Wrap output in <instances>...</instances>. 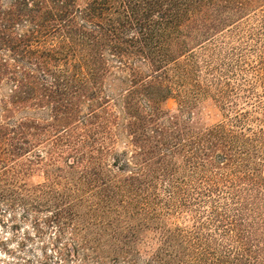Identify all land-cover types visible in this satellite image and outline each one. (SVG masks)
Here are the masks:
<instances>
[{
	"label": "trees",
	"instance_id": "trees-1",
	"mask_svg": "<svg viewBox=\"0 0 264 264\" xmlns=\"http://www.w3.org/2000/svg\"><path fill=\"white\" fill-rule=\"evenodd\" d=\"M263 7L0 0L2 264H264V50L236 66L205 53ZM205 84L225 121L162 108L176 95L189 110ZM181 211L194 225L168 227Z\"/></svg>",
	"mask_w": 264,
	"mask_h": 264
},
{
	"label": "rangeland",
	"instance_id": "rangeland-1",
	"mask_svg": "<svg viewBox=\"0 0 264 264\" xmlns=\"http://www.w3.org/2000/svg\"><path fill=\"white\" fill-rule=\"evenodd\" d=\"M84 5V3L82 2ZM228 30L222 29L221 32L215 34L214 42L212 40V44H206L205 53L206 55H213V58H219V54L221 58L225 59V61L229 65H237V61L240 55H243L241 59L247 60L252 64H256L258 62V55L254 52L256 49L264 50V7L262 10L257 11L254 14L249 16H245V18L236 23V20L229 23ZM259 34V35H258ZM212 45V46H211ZM238 54V55H237ZM204 59L202 58V54L200 55L199 61L202 62ZM242 60V61H243ZM202 65V63H201ZM245 63L242 62V66ZM203 66V65H202ZM238 68V66L236 67ZM204 70V67L202 68ZM229 69V67H228ZM228 77L232 78V81H235L234 77L227 72ZM202 77H205V70L202 73ZM205 80V78H204ZM204 88L208 90L206 94L200 95L196 100L190 96V100L192 101L189 110L181 112V98L176 95L169 98L166 102L162 104V108L169 112L172 115H179L181 113H185V115H189L192 117V120L198 126H213L218 123L225 121V110L222 109L221 103L217 102L214 99L213 93H215V87L211 88L207 84L204 85ZM183 111V110H182ZM124 143V141H123ZM123 143H119L117 148L119 150H123ZM25 167V176L24 179L30 185L43 184L45 182V169L42 165L37 164H24ZM263 176H264V168H263ZM167 220L168 227L180 226V227H191L194 225V213L192 211L189 212H179L177 215L170 216ZM5 236V234H2ZM151 238H153V234H149L148 238H146L147 246L142 244L137 247L141 249V252L144 254L146 251H152L153 248L157 249L159 246L156 244L153 247V243L151 244ZM2 261L12 262V258L8 256H2ZM1 260V259H0ZM145 260V259H144ZM147 260V258H146ZM0 261V264H2ZM58 262V261H57ZM143 262V261H142ZM68 264H97L92 261H81L74 260L68 262ZM105 264H112L111 262H106ZM118 264H124L120 262ZM142 264V263H141Z\"/></svg>",
	"mask_w": 264,
	"mask_h": 264
}]
</instances>
